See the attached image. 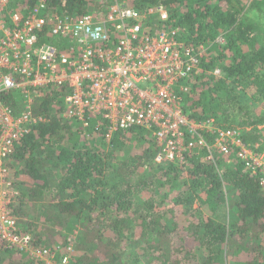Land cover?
I'll list each match as a JSON object with an SVG mask.
<instances>
[{
	"label": "trees",
	"instance_id": "16d2710c",
	"mask_svg": "<svg viewBox=\"0 0 264 264\" xmlns=\"http://www.w3.org/2000/svg\"><path fill=\"white\" fill-rule=\"evenodd\" d=\"M114 1L49 0V8L79 17ZM119 1L138 10L162 6L180 41L207 47L184 109L196 120L236 125L245 142L263 150L264 0ZM32 6L33 0H13L10 8L26 13ZM62 94L43 92L33 111L44 122L8 161L18 191L11 212L36 245L74 241L70 264H264V187L238 160L214 165L189 155L183 167L150 162L137 177L153 154L145 132L132 128L106 141L102 120L83 128L61 118ZM5 102L23 111L20 98ZM143 192L147 198H140ZM31 207L44 228L29 219ZM0 264L37 263L0 246Z\"/></svg>",
	"mask_w": 264,
	"mask_h": 264
},
{
	"label": "built area",
	"instance_id": "2783aa9c",
	"mask_svg": "<svg viewBox=\"0 0 264 264\" xmlns=\"http://www.w3.org/2000/svg\"><path fill=\"white\" fill-rule=\"evenodd\" d=\"M12 1L0 0V246L37 264L73 258L72 243L36 245L11 212L18 191L8 161L17 143L44 122L33 107L47 89L62 91L64 121L83 128L105 122L106 141L120 131H144L154 142L155 165L183 167L189 155L214 165L236 159L264 187L260 143L245 142L239 127L196 120L184 109L207 47L180 41L165 24L162 6L138 10L116 0L68 17L51 10L49 0H33L26 13L10 8ZM11 95L21 99L20 113L5 102Z\"/></svg>",
	"mask_w": 264,
	"mask_h": 264
},
{
	"label": "rangeland",
	"instance_id": "374dc122",
	"mask_svg": "<svg viewBox=\"0 0 264 264\" xmlns=\"http://www.w3.org/2000/svg\"><path fill=\"white\" fill-rule=\"evenodd\" d=\"M250 17H255V14H250ZM248 106H249V108H255L257 105H252V104H248ZM261 109H262V107H260ZM259 107L257 108V109H260ZM257 109H255V111H257ZM256 113V112H255ZM235 127H237L236 125H235ZM122 152V155H124L123 157H125V155H126V149H124V150H122L121 151ZM117 154H118V152H117ZM119 155H121V154H119ZM148 161V163H146L145 165H144V167H142V168H140V170H138L139 172L137 173V177H139V176H142V175H144L145 174V172H147V171H149V164H150V162H151V164L153 163L152 162V160H147ZM161 167V166H160ZM144 168L146 169V170H144ZM147 174V173H146ZM164 190V189H163ZM144 191H146V190H144ZM178 192V191H177ZM174 193V194H172L171 196H169L168 197V200H169V202L167 203L168 205V207H171L172 206V202H173V198L178 194V193ZM148 193H146V192H143V193H141V195H140V198H142V199H144V198H147L148 197ZM195 207H197L196 205H195ZM34 209V207H31V208H29V211H28V213H29V215H30V218L29 219H31L32 221H33V223L34 222H38V227L40 228H44V226H42V225H40L41 223H43V221L42 220H35V215L32 213V210ZM200 211H201V213L204 215V216H207V214H206V211H205V207H201L200 208ZM211 216V215H210ZM25 222H27V221H25ZM75 239V238H74ZM77 243V242H76ZM75 243H74V241L72 242V245H73V248H74V252H75V245H74ZM59 245H62V244H59ZM49 247V246H48Z\"/></svg>",
	"mask_w": 264,
	"mask_h": 264
}]
</instances>
